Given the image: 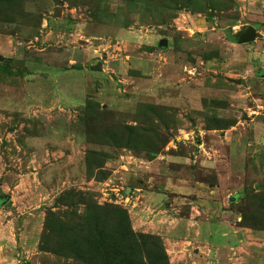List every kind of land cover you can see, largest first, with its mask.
I'll return each instance as SVG.
<instances>
[{
  "label": "rangeland",
  "instance_id": "obj_1",
  "mask_svg": "<svg viewBox=\"0 0 264 264\" xmlns=\"http://www.w3.org/2000/svg\"><path fill=\"white\" fill-rule=\"evenodd\" d=\"M142 3L0 0V264H195L196 234L148 219L132 180L107 164L130 153L163 156L210 190L165 192V203L233 227L235 264L264 249V0H202L211 38L173 32L169 56L126 72L108 63L122 52L112 41L99 50L108 26L172 20Z\"/></svg>",
  "mask_w": 264,
  "mask_h": 264
},
{
  "label": "crops",
  "instance_id": "obj_2",
  "mask_svg": "<svg viewBox=\"0 0 264 264\" xmlns=\"http://www.w3.org/2000/svg\"><path fill=\"white\" fill-rule=\"evenodd\" d=\"M102 1L112 5L114 2L119 3L121 0ZM140 1H144L145 3ZM201 1L202 0H136L140 7V3L144 5L147 4L146 2H148V4L154 2L151 7L147 6L148 11L153 12L147 16H168L167 12L172 11V15L170 14L172 16L170 17L172 20L169 22L161 21L157 23H139L135 21V24L130 26L117 25L115 27H111L107 25L110 27L107 32L113 34L114 37L109 41L101 38L99 50L106 49L112 41L115 48L121 49L122 52L119 53L118 57L116 56L117 59L115 58V60L108 63L114 66L118 65L119 69L122 68L123 71L126 72L133 68H137L138 64H144L146 62L149 63L151 59H156L155 56L159 53L169 56L171 48L176 47L173 32L185 35L187 34V31L198 32L206 30V32H208L210 29L211 31H214L215 26L211 20L213 16H210V19H207L209 16L200 6ZM131 16L138 18L143 16V14L132 13ZM212 34L213 32L207 34L206 37L211 38ZM240 35H242V33L238 35L237 41ZM180 41L182 42L181 39ZM183 42L186 43L187 40L184 39ZM131 44L135 47H149L147 55H142L141 57L137 54L129 53L125 46ZM183 44H180L178 47L182 48L181 46ZM93 50H98V48L95 47ZM87 51L89 52V50H86V52ZM108 57L111 56L109 55ZM145 59L148 60L145 61ZM123 78L126 80L127 77L124 75ZM129 100L132 101V99ZM108 101L109 105H113L111 103L112 99L111 101ZM117 101L118 100H114V103H117ZM119 103L125 104L126 102L120 101ZM135 106L137 107V105ZM125 155L126 156L121 155L117 158H111L107 164L113 167L114 175L122 171L124 173L123 178L125 176L128 178L129 176L132 180L129 186L136 190L135 192L141 200L140 203L138 202V207H140L142 214H144L148 219L153 217V220H156L157 222L161 221L162 223L169 222L170 224H174L173 229H171V232L174 233L178 231L179 227L185 225L188 226V235L190 236L196 234V237L199 240L196 243V245H198V249H195V257L198 261L195 264H235L234 258L236 256L233 254L235 252V246L230 243L231 240H234L235 236V234H232L233 227L225 226L224 224H220V222L216 223L214 221H210L208 216L201 219L195 212H192L191 215L182 216L178 212L174 213L172 211V209L177 206L171 204L170 207L168 203H165V192L174 194L172 198H175L176 201L177 199L184 201L187 196L193 193H197L196 195L199 197L200 195L210 196V190H206L204 187L191 180L188 172L182 173L178 169H170L172 165L167 167V162L164 158L163 160H159V157L163 156L146 159L145 157L137 156L133 153ZM171 157L172 158L168 159L175 165L182 166L184 162L187 163V159L185 157ZM114 165L116 166L114 167ZM133 175L140 178L142 177L146 185H141V182L137 178H133ZM157 176L158 178L159 176L162 177V183L161 187L158 186V189L155 190V180H157ZM199 206L202 211V216L208 214L209 209L212 208V206L209 208L203 203ZM199 206H197V204H193V208L197 209V211ZM201 211L198 212L201 213ZM194 226L196 229L195 231H192L191 228ZM249 234L255 238H262L261 234H255L252 231ZM250 235L246 232L243 233L241 240L245 241L247 239L250 241V239H252L249 238L251 237ZM220 238L224 241L223 244L219 242ZM261 249L262 250L259 251H253L250 248L248 252L244 253L245 256L243 260H239L238 264H264V249L262 247ZM226 253L227 256H225ZM185 254L186 252H184V255Z\"/></svg>",
  "mask_w": 264,
  "mask_h": 264
},
{
  "label": "water",
  "instance_id": "obj_3",
  "mask_svg": "<svg viewBox=\"0 0 264 264\" xmlns=\"http://www.w3.org/2000/svg\"><path fill=\"white\" fill-rule=\"evenodd\" d=\"M256 36L255 28L253 26L249 27L242 35L239 36V43H247L252 41Z\"/></svg>",
  "mask_w": 264,
  "mask_h": 264
},
{
  "label": "trees",
  "instance_id": "obj_4",
  "mask_svg": "<svg viewBox=\"0 0 264 264\" xmlns=\"http://www.w3.org/2000/svg\"><path fill=\"white\" fill-rule=\"evenodd\" d=\"M138 135H136L134 138H136Z\"/></svg>",
  "mask_w": 264,
  "mask_h": 264
}]
</instances>
